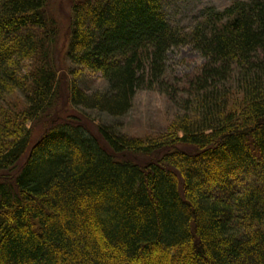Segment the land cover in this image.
I'll list each match as a JSON object with an SVG mask.
<instances>
[{
  "label": "trees",
  "instance_id": "obj_1",
  "mask_svg": "<svg viewBox=\"0 0 264 264\" xmlns=\"http://www.w3.org/2000/svg\"><path fill=\"white\" fill-rule=\"evenodd\" d=\"M70 4L64 61L106 87L73 83L67 106L120 118L158 90L178 113L148 141L51 118L58 25L47 0H0V264H264V0L186 27L161 0ZM186 45L204 62L168 85L167 53Z\"/></svg>",
  "mask_w": 264,
  "mask_h": 264
},
{
  "label": "rangeland",
  "instance_id": "obj_2",
  "mask_svg": "<svg viewBox=\"0 0 264 264\" xmlns=\"http://www.w3.org/2000/svg\"><path fill=\"white\" fill-rule=\"evenodd\" d=\"M232 0H161L162 6L167 13L170 21L174 24L186 27L192 21L200 9L206 6L215 8H223ZM70 0H47V15L58 25V37L56 41L57 51L56 58H60L58 67L60 72L58 83L60 91L57 93V109L50 112L58 119H64L67 116L76 119L80 124L84 125L91 132H96L99 126H112V131L135 139L161 140L163 134L169 131L170 125L174 120L177 107L174 106L164 93L158 90H140L136 93L132 107L129 112L120 118H111L106 114H102L95 110H85L83 108H72L67 106L68 88L76 83L79 88L87 93L103 90L106 87L105 81L91 71H81L80 73L71 74L69 69L71 66L64 61L63 46L67 34V26L70 16ZM4 40L0 38V43ZM204 62L203 57L191 46H181L172 48L167 53L166 81L168 85H179V80L185 79L188 75L194 73ZM63 74V75H62ZM179 82V83H178ZM66 104V105H65ZM36 126L31 123L30 128L33 134L39 137L40 132L49 125L48 117L35 121ZM52 123V122H50ZM164 138V137H163ZM141 160H145L146 156H137ZM137 157L132 158L137 161ZM140 162V161H139ZM203 169V168H202ZM206 180V179H205ZM205 182V181H203ZM207 182V181H206ZM70 258H67V262ZM77 264H83L80 259L75 260Z\"/></svg>",
  "mask_w": 264,
  "mask_h": 264
},
{
  "label": "bare ground",
  "instance_id": "obj_3",
  "mask_svg": "<svg viewBox=\"0 0 264 264\" xmlns=\"http://www.w3.org/2000/svg\"><path fill=\"white\" fill-rule=\"evenodd\" d=\"M139 155V154H137ZM118 158H123V159H126V160H130V161H133L132 158L136 157V155H133L131 153H122L121 155L117 156ZM123 262L122 261H119V262H112V263H109V264H122Z\"/></svg>",
  "mask_w": 264,
  "mask_h": 264
}]
</instances>
